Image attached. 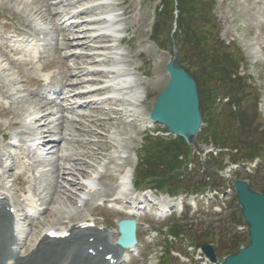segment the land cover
<instances>
[{"label":"rangeland","instance_id":"obj_1","mask_svg":"<svg viewBox=\"0 0 264 264\" xmlns=\"http://www.w3.org/2000/svg\"><path fill=\"white\" fill-rule=\"evenodd\" d=\"M204 1H212L215 5L213 7L209 5V10L206 12L209 13L210 19L208 22L201 20V22L198 23L199 28L200 30L207 32L208 36L211 37V40L214 43H222L228 46L226 49L227 54L237 56L238 63H233V65L238 68L237 70L240 77L238 83L236 80L237 86L234 87V89H229L232 87L229 83V96L219 95L215 99H212V101H207L206 105L208 107L204 115L205 122L206 124H208L209 120L214 122L219 110H221L224 105H228L229 103V105L239 108L240 111L243 110L244 113L249 112V114H253L252 117L254 119L251 118L248 122L250 123L249 127L251 132L256 131V134L252 137V140L255 143V148L250 151L247 144L243 143L244 140H246L244 137L239 140V144H242V146H238L240 152L239 155L242 153L245 157H251L247 160L248 163L246 166L248 167H250L249 164H251L249 161H251L256 154H260L262 162H260L261 164L259 163L256 170H252V174L249 175L247 171L243 170L236 175L234 174L232 180H246L254 191L264 193V0ZM95 2L100 4L103 1L88 0L84 5H95ZM109 2L113 4H120L119 7L112 12L119 16V23L117 27L121 30L119 35L125 34V42L117 48L116 43L114 42L108 43L103 41L96 43L95 45L101 47L111 46L112 49H115L111 51L113 55L115 52H119L123 55L122 60L132 70L131 83L135 82L132 85H136L139 88L135 94L139 96L141 102L139 104L141 106L139 105L136 110L126 106L127 102L124 99H127V95L128 97L131 95L130 92H128L127 95L123 94L120 96V94H118L117 96L120 100L113 106V109L111 110L112 112H109L110 110H103L100 111L97 116L91 113V116H94L95 118H90L89 122H82L81 126L85 127L83 131L80 132L79 138L88 139V141H91L92 143L82 147L75 145L74 150L77 152H95V154H97L95 158H85L88 164L90 163L89 165L94 166L100 158L103 160L104 157L110 158L113 154H116L119 156L117 159L118 162H127L125 163L126 167L124 166L125 168L121 171V173H125L127 171L124 170L127 169V166L133 167V165L136 164L135 153H137L142 146V137L148 130H150H145L144 126L151 124L148 121V115L155 104L157 96L167 85L168 75L166 71V64L172 59L174 55L173 52L178 54L181 65L186 69L188 67L190 73L197 71L196 67L199 60L196 58L190 59L188 54H186V51H189V49L185 46H180L182 52H179V48L172 45L171 33H173L175 28V12L173 9L176 7L172 0L170 1L172 2L170 4L171 7L168 9L169 13L162 12L158 24L154 26L155 29L158 25L156 28L157 34L155 35V43L151 42L155 34L154 32L153 36H151V27L155 24L154 18L155 15L157 16L156 10L161 7V0H110ZM165 5L166 3H164V7ZM36 10H39L37 14L35 13ZM47 17L48 13L45 10L42 0H0V32L4 27H6V25L9 27L10 31H16L19 29L26 30L27 28L24 27H28V25H31L33 30H41V36H43L44 40H46L45 49L49 54V61H53V66L64 73V71L67 72L65 64L73 65L74 61L70 59H63L61 57V53H65L68 49H65L62 52L60 51L59 54L55 49L56 46L53 47L52 45L56 44V41H58L57 38L62 43L63 38L71 37L74 33H64L63 35L56 34V31L53 29L52 20H50L51 18ZM82 19L85 20L87 18ZM176 35H178V32ZM176 35L173 36L175 40ZM164 38L169 40L163 41ZM160 48H163V50H160ZM41 49H43V47H41ZM80 51L82 50H77L76 52ZM69 52L75 51L69 50ZM101 53L103 55L97 58V60H105L106 62H103L100 67L97 66L96 68L106 71L107 69H104V67L108 65L110 66V63L115 62L117 57L108 54V52ZM183 53L185 55H183ZM182 56H186L189 61L184 59ZM193 56H195V50ZM238 56H240V58ZM107 61L110 63H107ZM78 63L81 64V67L83 68H93L91 63L88 64L80 61H78ZM24 69L8 65L0 57V94L8 96L10 91L13 92L14 95L12 98L8 99L15 102V105H12L13 107L11 106V112L4 114V112L0 111V131L3 130V133L7 132V130L11 127L9 124L12 119V114H20L22 111V115H25L23 110L32 112V109H34V106L38 103V101L36 102V97L32 94L36 92V85L30 83L29 77H27L26 74L28 72ZM97 78L103 79L101 77ZM196 79L198 81L200 98H202L206 89L211 91V95H217V93L222 92V89L217 88L218 83L216 81L215 74L211 73L208 76L206 75L205 79L204 77L197 78L196 76ZM103 81H105V79H103ZM238 89L239 92H237ZM211 95L210 97H212ZM206 97L207 96H204V99ZM227 97L230 102H228V104H223L228 100L226 99ZM103 107H112V105L109 103H103ZM57 117V115H53L51 119L55 120ZM15 118H18V116L16 117L15 115L14 119ZM97 119L99 121H97ZM206 124H204V127H206ZM215 124L216 127L228 125L227 120L225 119H219L215 122ZM84 130H93L95 133L88 134L89 132L85 133ZM154 130L165 133L159 125H155L154 129H151L150 131ZM260 142H262V145H258ZM212 146L215 147L207 134H204L202 131V133L197 134L191 146H188V148L189 150L192 149V152H196L206 149L209 150ZM1 147L2 145L0 139V149L2 150ZM120 151L121 153L119 154ZM171 160V156L169 155L165 159L159 161V165L154 166L152 169L154 174H162V183L155 182V187H161L166 192L173 191L177 185L183 184L182 182L184 180L182 181L181 176L185 177L187 174L186 172H188L187 170L181 168V163L178 164V160L175 163H172ZM190 160L192 159L189 156L187 161ZM224 160L226 163L227 157H225ZM81 164L82 163H79L78 165ZM55 165L56 163H53L48 167H43L45 168V171L42 172L43 175L41 176V179L46 193L51 192L54 188V179L57 176L54 172ZM78 165L76 167L83 169V171L85 170L87 173L91 172L89 168ZM222 165L224 166V163H222ZM73 166H75V163ZM38 171H40V169ZM118 171H120V169H118ZM78 173L79 172H75V175L68 176V172L64 171L63 174H61L60 179L65 181L64 179L69 180L79 178L80 182H83L82 177ZM82 173L84 174V172ZM211 174L212 173H209V175ZM62 180L59 181L65 185L66 183ZM118 180L119 179L116 175L114 179L104 180L100 184L103 188L108 189L109 191L107 190L106 193H108L109 196H112L115 194L117 189ZM180 181L181 183H179ZM198 181L203 183L206 180L202 174H199ZM7 187L10 190L14 188L11 186V179L7 181ZM182 188L187 189L188 185H182L179 190L183 191ZM71 189H73L74 192L76 191L78 194L80 192L77 188ZM58 191L59 186L57 187L56 194ZM132 192L133 191H130V194ZM106 193L105 196H107ZM151 193L160 198L159 194L154 192ZM53 194L55 195V190L52 191V195ZM134 194L135 193H132L133 199H141V197ZM233 195L234 193L229 195L228 199L225 201L227 210L221 217L197 214L194 216V219H187L182 223L177 220L179 218L178 216H174L164 222H156L150 219L142 221L143 226L140 229L141 233L139 234V241L143 244L144 249L139 259H135L130 264H180L177 259H170L168 256L162 254L164 252V248L169 246H175L177 250H183L182 244L174 242L171 245L167 243V239L165 238L164 232L168 231L170 227L174 226V224L187 226L188 230L192 229L193 231L191 234L193 233V237L201 231L199 237L195 236L193 239L191 238L194 240L193 246L197 252L198 247L202 244H212L215 242H217V244H221L224 239L226 240L232 238L234 236V232L236 231L232 226L237 224L240 226L239 228H242V225L238 222L239 207H236V203H232ZM56 197L57 195L49 199L52 202L53 198L56 199ZM99 199L100 198L96 199L95 202ZM52 204L57 206L56 203ZM54 205H49V208H52ZM95 213H98V210H96ZM192 213L193 212L191 211L188 217H190ZM76 214L77 213H75V215ZM88 214L89 212L86 211V219H88ZM122 217L123 216L112 213L107 214L104 216L105 224L113 226V222L122 219ZM46 218L47 219L45 220H50L53 216L49 214ZM148 223L151 228L161 232L153 244L143 243L145 236L148 234L146 231L147 229L145 228ZM189 233L190 231L188 234ZM162 246L164 247L163 250ZM227 254L228 252L226 250L221 252L218 251V254H216V264H221L223 257Z\"/></svg>","mask_w":264,"mask_h":264},{"label":"bare ground","instance_id":"obj_2","mask_svg":"<svg viewBox=\"0 0 264 264\" xmlns=\"http://www.w3.org/2000/svg\"><path fill=\"white\" fill-rule=\"evenodd\" d=\"M85 0H77L76 2H84ZM44 3V7L46 12L48 13V17L51 18L54 21V18H61L65 17L67 18L68 21L70 22L69 25H66L65 27H61L59 23H54L55 25V30L56 31H62V32H73L76 34V36L72 37L71 39H65L63 43L64 48H81L82 50H88V52H94V53H62L64 54V57H69L74 61V64L70 67H65L67 72L64 71V84L63 86H89L91 83L94 82H99L98 79H90L86 78V76H96V77H101L105 78L108 82H119L120 85H116L115 88L111 87V83H108V85L104 86L103 89H109L112 91H115L117 93H125L128 92L129 90L135 89L138 90L136 85H132L133 83H129V80L131 79V69L128 67V65L122 60V54L116 52V56L118 57L115 62H109L111 65L109 67L110 71L108 74H102L104 71H96V70H85L83 69L77 61L81 62H88L89 64L91 63L93 66H98L103 64V62H106L105 60H96V58L101 57L103 54L101 52H108L109 54H112L111 51L112 49L111 46L107 47H97L95 44L98 42H108L111 43L112 39L116 37L115 35L118 33H121L118 29L115 28V24H117L118 17L117 15H111L109 14L110 17L108 19V22L106 23L105 21L102 22V19L96 18L98 14L101 13H108L114 6H119V3H115L114 5H109L107 7L105 6H96V7H84L81 10H78L73 13H68L67 10L73 8L74 3L73 0H58L55 2V4L49 3L48 0H42ZM62 5L67 6L66 9L54 11V7H63ZM39 10H36V14L38 13ZM45 13V12H44ZM129 13V11H128ZM40 16V15H39ZM88 17L89 20H82V21H77L78 18L81 17ZM117 19V21H116ZM119 22V21H118ZM99 24L105 25V29L107 30V33L103 36L97 35L98 29L95 28V26H98ZM89 36H86L87 34H91ZM96 35V36H95ZM119 44H121L123 41H120L116 39ZM113 42H116L113 40ZM85 77V78H84ZM64 89V88H63ZM101 90L97 91H78L74 93V95L67 93V95L62 99L63 102H66L68 106H59L55 103L54 100L52 99H45L44 104H37L34 106V111L36 113H40L42 111H47L46 114L43 115H37L35 116L32 121L33 123H43V125L39 128H45L47 125H55V130L59 129L60 132L59 134L53 138V139H44L43 142L49 143L52 147L55 145L58 146V144L65 143V137L66 135L65 130L63 129V124L65 121H69L70 123H80L81 119H85L88 116L81 115L78 116V120L76 119H67L65 116L60 117V121L54 120V121H49V118L52 115L51 109L47 106H50L51 103H55V106H58L59 108V113L63 114L64 112L66 113H75L76 109L79 108H90L91 106H96L101 104V102H115L114 99H108L104 101H99V100H85L81 102V104L73 105L70 104V101H74L75 98L81 99V97H86V96H94L95 93L99 92ZM104 91V90H102ZM11 92V91H10ZM19 100V99H18ZM41 100V99H40ZM40 102V101H38ZM117 102V101H116ZM127 105L129 108H132L133 110L138 109L140 98L137 96L135 93H133L129 100L126 101ZM41 103V102H40ZM141 106V105H140ZM97 107H92V112L94 114L99 113L96 109ZM24 114H29L27 111L23 110ZM30 111V110H29ZM33 111V109H32ZM11 112L9 108L5 110V114ZM50 115V116H49ZM17 117V115H16ZM99 121V120H98ZM59 122V123H58ZM46 123V124H45ZM108 124V123H107ZM10 125L12 127H18L22 125V122L19 120V118H15L10 122ZM47 128V127H46ZM106 129V128H105ZM1 132V131H0ZM89 133H93V130H89ZM50 133H55L54 130L50 131V129H46L44 132L40 133L41 138L45 137H50ZM74 138V137H73ZM74 138L73 140H75ZM40 138H36L32 145H37L39 146L40 143ZM79 141V140H77ZM42 142V141H41ZM67 142V141H66ZM108 146V145H107ZM51 149V148H50ZM100 149V148H99ZM97 154L86 151V152H81L78 154V156L82 157H95ZM61 159V158H60ZM74 161L75 166H71L70 168L66 167H58L59 169H63L64 171L68 172V176L70 175H75V172H79V175H83L82 172L83 169L76 167L79 163H82V166H85L87 163L80 157H76L72 159ZM111 161V160H110ZM109 161V162H110ZM127 163V162H125ZM15 166V165H14ZM13 166V167H14ZM126 166V165H125ZM12 167V168H13ZM11 168V169H12ZM10 169V170H11ZM119 169V168H118ZM63 174V172H62ZM131 176V170H127V172L121 174V177H124L125 181L129 180ZM58 178H61V173H58L57 175ZM90 182H94L93 176H90L88 178ZM65 185H60L59 186V191L57 193L56 199L53 198V201L51 202L49 198L48 199V204L56 203L57 206L54 207L53 209H50V214L53 216L50 220H45L47 219L46 217L43 218L38 222L37 225L34 227H31L26 238L20 243H16L15 241H12V246H15L12 254L10 257L6 258V263H0V264H107V262L104 261V257L106 255L111 254L113 258L117 259L118 261L121 260L126 252L125 250H122L115 245H112V237L115 235L113 234H107L105 232H102L101 230H96V229H76L75 224L72 226H69V223H71V220L73 216H75V213L78 212L77 204L81 203L82 206H85L89 200L88 198L84 199V196H86V192L89 189V186H87V183H80L78 179H64ZM27 183V181H23V184ZM68 186V187H67ZM125 186V182L119 184L116 188L117 191L123 192ZM85 187V190L83 191L82 196H76V191L74 192L73 189L71 188H79V190L82 191V188ZM109 191V190H108ZM107 190H105V193ZM41 192L39 193V195ZM108 194V193H106ZM111 196V195H110ZM44 198L39 196L38 201H43ZM75 200V202H74ZM114 201H118L117 199H114ZM9 201L6 199L4 202H0V206H3V210H0V216H7L6 211H5V206H9ZM27 204H25L26 206ZM24 206V207H25ZM23 208H20V210ZM49 209L46 207L44 209V212H47ZM49 212V211H48ZM47 214V213H46ZM133 217V216H131ZM66 218L68 219V224L63 223V219ZM135 218V217H134ZM63 230L60 231H69L71 234L68 239L61 240V241H49L46 237L43 236V234L50 229H58L62 228ZM47 228L43 233L44 228ZM41 233V234H40ZM90 239H93L92 242H90ZM99 247H102V251L100 252L98 249ZM2 248H0L1 250ZM89 249H93L96 254L95 258L97 260H93V258H89L86 255V250L88 251ZM23 251L24 254H21Z\"/></svg>","mask_w":264,"mask_h":264},{"label":"trees","instance_id":"obj_3","mask_svg":"<svg viewBox=\"0 0 264 264\" xmlns=\"http://www.w3.org/2000/svg\"><path fill=\"white\" fill-rule=\"evenodd\" d=\"M170 1L171 0L163 1V3H166L163 9L165 13H169L168 9L171 7L170 4L172 3ZM176 3L178 6L179 28L183 34L182 39H184L185 42L184 46L189 49V51H186V54H188L190 59L196 58L199 60L196 67L197 71L193 72V74L197 76V78L204 77V79L206 78V75L208 76L211 73L215 74L218 83L217 88L222 89V92L217 93V95H211V91L207 89L205 90V93L202 92L201 103L202 112L204 114L207 111L208 106L206 103L208 100L212 101V99H215L219 95H228L229 83L232 86L229 89H234V87L237 86L238 79L236 83V79H232V77H237V67L233 65V63H238V59L237 56L227 54L225 52L226 48L222 47L217 42L214 43L211 40V37L208 36V33L199 28L198 23L201 22V20L208 22L210 19L209 13L206 11L209 10V5L213 7L212 2L204 0H176ZM194 50L195 56H193ZM184 57L187 59L186 56ZM204 96L207 97L204 99ZM246 118L247 117L242 112L238 111L233 113L230 106H226L219 111L214 122L209 120L205 133H209V137L216 143V145L222 147H228L229 144H231L229 142L233 135L236 137L237 141L240 137H242V139L245 137L248 139L246 140V144L249 147V150H251L255 146L252 137L256 134V131H250V123L247 122ZM219 119L227 120L228 125L216 127L215 122ZM152 146L153 149L150 151L152 154H149L144 158L145 167L151 172L147 173L143 169V175H141L142 180L150 176L161 175L152 172L153 167L159 165L158 161H161L170 155L173 163L178 154L188 152V148L181 139L172 140L170 142L156 139L155 142L152 143ZM142 161L143 160H141V162ZM137 173H140V171ZM158 183H162V181H158ZM240 239V237H234L230 242L225 240L226 242L221 244L220 247L223 250L228 249L230 252H235L242 243Z\"/></svg>","mask_w":264,"mask_h":264},{"label":"water","instance_id":"obj_4","mask_svg":"<svg viewBox=\"0 0 264 264\" xmlns=\"http://www.w3.org/2000/svg\"><path fill=\"white\" fill-rule=\"evenodd\" d=\"M166 69L169 80L157 98L150 119L166 126L171 134L180 136L189 145L201 125L197 83L179 65L176 56ZM233 187L247 226L249 244L225 258L222 264H264V195L253 192L245 182L236 181ZM118 230L121 233L120 246L135 243L133 222H119ZM202 250L212 262L215 261L211 247L203 246Z\"/></svg>","mask_w":264,"mask_h":264}]
</instances>
